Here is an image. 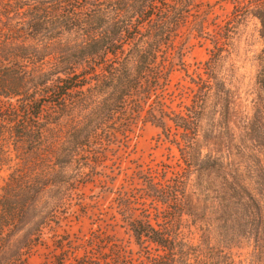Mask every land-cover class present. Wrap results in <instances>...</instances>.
<instances>
[{
	"label": "trees",
	"instance_id": "trees-1",
	"mask_svg": "<svg viewBox=\"0 0 264 264\" xmlns=\"http://www.w3.org/2000/svg\"><path fill=\"white\" fill-rule=\"evenodd\" d=\"M228 2L221 19L208 0H0V264H28L46 238L40 264H264L261 190L203 143L218 137L223 63L249 19L264 94V0ZM191 40L207 59L174 83ZM147 123L172 165L122 167ZM87 182L118 215L98 226L129 239L57 231Z\"/></svg>",
	"mask_w": 264,
	"mask_h": 264
},
{
	"label": "rangeland",
	"instance_id": "rangeland-1",
	"mask_svg": "<svg viewBox=\"0 0 264 264\" xmlns=\"http://www.w3.org/2000/svg\"><path fill=\"white\" fill-rule=\"evenodd\" d=\"M208 1H211L221 19L231 8L229 0ZM258 27L255 19L248 20L242 27V33L238 35L230 60L227 61L233 63V67H228L227 62L223 63V77L229 90L221 96L223 106L218 117V137H209L203 143L212 155H215L213 150L217 149L219 153L216 155L224 156L230 163L242 161L240 169L252 176L253 185L261 190L264 205V94L259 91L256 83L255 61V56L261 48ZM205 46L206 43H196L195 40H191V44L186 42L181 46L186 49L184 60L188 74L183 75V72H178L173 79L174 83H184L190 77L196 79L197 76L193 70L201 68L203 61L207 59ZM177 93L176 99L189 95L184 89ZM228 101H230L229 106ZM169 147V144L159 137V130L147 123L136 130L126 153L121 151L119 155L122 154V158L116 161L121 160L122 167H132L137 163L147 166H155L158 163L172 165L170 161L172 153ZM173 151H175L174 148ZM127 171L131 173V170ZM97 192L98 188L92 185V182H87L80 187L66 205L70 214L69 221L66 224L63 221L62 229L57 231L63 233L64 228L72 238H86L92 237V231L102 229L101 231L116 235L118 239H129L128 232L123 228L116 226L111 230L108 226H103L104 222H100L102 225L98 226V221H107L111 215L114 214L117 217L118 215L110 198L99 199V203L95 202L98 199ZM49 240L46 238L45 245L35 248L28 264H40L46 260L51 251ZM131 246L134 247L133 244Z\"/></svg>",
	"mask_w": 264,
	"mask_h": 264
}]
</instances>
